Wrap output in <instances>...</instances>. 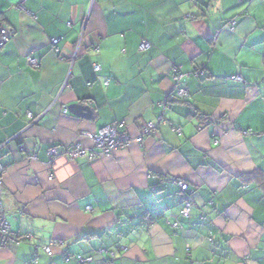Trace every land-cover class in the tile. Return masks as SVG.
<instances>
[{
  "label": "crops",
  "instance_id": "1",
  "mask_svg": "<svg viewBox=\"0 0 264 264\" xmlns=\"http://www.w3.org/2000/svg\"><path fill=\"white\" fill-rule=\"evenodd\" d=\"M0 21L2 201L20 237L0 264H264V0H0ZM175 71L190 95L168 105ZM113 123L128 147L50 159Z\"/></svg>",
  "mask_w": 264,
  "mask_h": 264
},
{
  "label": "built area",
  "instance_id": "2",
  "mask_svg": "<svg viewBox=\"0 0 264 264\" xmlns=\"http://www.w3.org/2000/svg\"><path fill=\"white\" fill-rule=\"evenodd\" d=\"M238 1L242 2L243 0H238ZM15 8L18 10H24L23 5L21 3L17 4ZM231 25H234V22L231 23ZM13 37L14 36H13L12 29L8 25H6L4 22H1L0 23V50H2L3 47L9 44ZM51 45L54 47V51L56 52V54L59 55L60 50H59V47L57 46L58 41L52 40ZM150 48H151V44L148 43L146 40H143L142 45L140 47V51L143 52ZM80 50L81 48L80 46H78L76 50L73 52L74 59L77 58ZM96 50H98V48ZM28 63H29V66H31L33 69L38 70V68L40 67L39 59L29 57ZM94 68L96 71L101 70V67L99 65L95 66ZM198 74L201 76L203 75L202 72ZM174 77H175L174 79L176 82V86L180 85V82L183 78L182 75H180L178 71H175ZM233 80L236 82L243 81L241 76L239 75L233 78ZM109 83H111L110 79L106 82L105 85H109ZM176 95L178 99L186 100L190 95V91L186 87L177 86ZM169 99H168V103H169ZM67 109L68 107L65 106V111H67ZM28 118L30 120V123H29L30 125L36 121V118L32 114H29ZM161 122H165L164 117L159 119L158 123H161ZM158 123L142 128L141 135L139 136V138H136L135 141L140 144L142 143L144 136L152 135L153 133H155L158 128ZM123 128H124L123 124L113 123L110 126L102 128L98 133H89V132L82 133L83 137L89 138L91 140L93 144V148L87 150L83 148L80 144L66 146L62 152L59 151L58 148H54V149L52 148L48 151L49 156L51 157L50 159H53L54 157L60 156V155L67 156L71 160H75L80 157L88 158L90 160L95 159L96 157H101V156L110 157L112 156L114 152H117L119 150L124 149L125 147H128L132 142V139L126 133L121 132V129ZM176 132L180 134V130H176ZM214 144H217V140H214ZM1 149H3V145H0V151ZM4 171H5V167L2 166L0 163V248L1 249L2 248L6 249V247L10 245L11 243L19 244L20 242L19 236L13 233L11 224H9L8 222L7 212H5L4 202L2 201L3 196H4V191H5L4 184H3V177H2L4 174ZM180 187L183 192L185 190H188V185L185 183H180ZM192 208H193V205H191V202L185 203V208L181 212V216L184 218L185 217L189 218ZM88 210L91 212L92 209H88ZM61 246H62L61 242L51 243L49 245H46V247H43V250L49 257H52L54 255V250L58 249V247H61ZM75 258L87 264H92L94 262V259L92 258L84 259L81 256L79 257L75 256ZM28 264H34V263L30 262Z\"/></svg>",
  "mask_w": 264,
  "mask_h": 264
},
{
  "label": "trees",
  "instance_id": "3",
  "mask_svg": "<svg viewBox=\"0 0 264 264\" xmlns=\"http://www.w3.org/2000/svg\"><path fill=\"white\" fill-rule=\"evenodd\" d=\"M2 21H0V23H1ZM8 45V44H7ZM2 49H4V47L2 48ZM97 49V48H96ZM1 51V50H0ZM97 52H99V49L98 50H96ZM77 58H79L78 56H77ZM76 58V59H77ZM76 61V60H75ZM97 65H99V64H95V65H93L92 66V68L94 69V72H95V74L97 75V74H99V73H101L102 72V67H101V70L100 71H96L95 70V66H97ZM203 72V71H202ZM198 76H201V75H199L198 74ZM203 77V76H202ZM177 95H176V92H174L171 96H170V99H169V103H168V105L170 104V105H176V104H181V103H187L188 101H187V99L186 100H182V99H178L177 97H176ZM216 140V139H215ZM259 176L260 177H262L261 175H260V173H259ZM258 179V178H257ZM179 185H180V183H179ZM180 187V186H179ZM180 192L182 193V194H184V200H185V202H190V194L188 193V190H185L184 192L182 191V189H181V187H180ZM193 209V208H192ZM202 219H205V218H202ZM108 258H106V262H105V264H110V262L113 260V258L115 257V255L113 254V252H110V253H108ZM75 256H77V257H79V256H81V255H72V254H70L69 256H68V254H66V258L67 259H69V261L70 260H73V261H75L77 264H87V263H83V262H81V261H79L77 258H75ZM81 257H83L84 259H87V258H92V257H88V256H84V255H82ZM92 259H94V258H92ZM94 263V262H93ZM92 263V264H93Z\"/></svg>",
  "mask_w": 264,
  "mask_h": 264
},
{
  "label": "water",
  "instance_id": "4",
  "mask_svg": "<svg viewBox=\"0 0 264 264\" xmlns=\"http://www.w3.org/2000/svg\"><path fill=\"white\" fill-rule=\"evenodd\" d=\"M69 111L74 115V116H79L83 118L84 120H93V111L90 107H85L81 106L78 104H75L74 106L69 107Z\"/></svg>",
  "mask_w": 264,
  "mask_h": 264
},
{
  "label": "clouds",
  "instance_id": "5",
  "mask_svg": "<svg viewBox=\"0 0 264 264\" xmlns=\"http://www.w3.org/2000/svg\"><path fill=\"white\" fill-rule=\"evenodd\" d=\"M1 163V162H0ZM2 165V164H1ZM3 166V165H2ZM5 167V166H4ZM5 171H6V167H5ZM5 171H4V173H5ZM4 175V174H3ZM3 177V176H2ZM3 179H4V177H3ZM3 184H4V182H3ZM4 197V196H3ZM9 222V221H8ZM20 238V237H19ZM44 247H46V246H44ZM53 257V256H52Z\"/></svg>",
  "mask_w": 264,
  "mask_h": 264
}]
</instances>
